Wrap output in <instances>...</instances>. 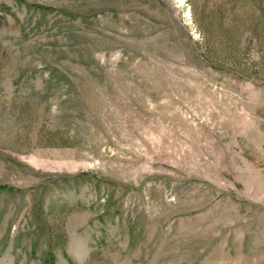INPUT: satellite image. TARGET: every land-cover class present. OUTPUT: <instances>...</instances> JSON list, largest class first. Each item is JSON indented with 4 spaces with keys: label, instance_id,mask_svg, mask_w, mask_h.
I'll list each match as a JSON object with an SVG mask.
<instances>
[{
    "label": "rangeland",
    "instance_id": "obj_1",
    "mask_svg": "<svg viewBox=\"0 0 264 264\" xmlns=\"http://www.w3.org/2000/svg\"><path fill=\"white\" fill-rule=\"evenodd\" d=\"M0 264H264V0H0Z\"/></svg>",
    "mask_w": 264,
    "mask_h": 264
}]
</instances>
